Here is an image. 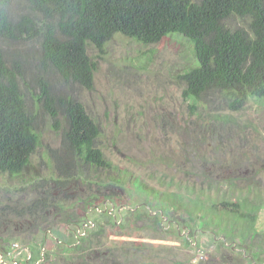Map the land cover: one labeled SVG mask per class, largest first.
I'll use <instances>...</instances> for the list:
<instances>
[{
	"label": "rangeland",
	"instance_id": "1",
	"mask_svg": "<svg viewBox=\"0 0 264 264\" xmlns=\"http://www.w3.org/2000/svg\"><path fill=\"white\" fill-rule=\"evenodd\" d=\"M0 46L9 56L21 45L0 42ZM86 52L94 64L92 89L62 87L60 91L52 75L51 91L74 98L96 124L94 146L124 173L119 186L128 191L115 188L104 193L100 188L97 195L114 198L121 194L125 204L118 206L107 199L95 212L85 213L79 227L67 228L63 220L70 216L69 210H83L81 200L96 192L95 186L86 189L78 181V185L67 183L53 190L44 185L47 199L53 197L63 206L60 213L43 208L29 214L28 208L43 191L35 186L37 182L78 174L100 183L117 173L115 169L95 172L77 164L62 145L67 128L62 112L57 109L58 128L54 130L35 100L38 89L28 90L21 84L28 111L37 115L39 142L25 172L16 177L0 174V238L14 237L7 244L8 251L0 250V264H246L251 257L246 249L257 252L255 264H264V98L249 99L237 112L229 111L216 95L208 94L194 105L185 101L180 76L196 61L192 46L179 34L147 46L116 34L101 51L88 46ZM34 61L30 50L25 81L33 74ZM206 175L214 180L209 191L204 190L209 183ZM143 185L170 192L203 188L208 201L221 209L219 204L225 200L228 210L237 208L238 191H245L246 186L259 189L263 202L256 235L243 247L231 240L221 245L223 235L212 215L208 227L183 220L187 215L178 206L166 212V217L155 208L151 196L142 194ZM140 204H145L147 215L124 218L123 208ZM186 226L197 228L194 238ZM212 232L218 236L214 245ZM184 236L193 246L183 241ZM242 250L243 260L235 256Z\"/></svg>",
	"mask_w": 264,
	"mask_h": 264
},
{
	"label": "trees",
	"instance_id": "2",
	"mask_svg": "<svg viewBox=\"0 0 264 264\" xmlns=\"http://www.w3.org/2000/svg\"><path fill=\"white\" fill-rule=\"evenodd\" d=\"M116 34L144 46L158 43L169 34L183 36L192 46L196 66L180 76L185 86L182 98L193 105L210 94L219 96L229 111L237 112L249 99L264 98V0H0V42L27 48L21 51L19 47L15 55L6 56L0 46V174L16 177L25 172L39 142L37 115L28 111L21 84L28 90L38 89L35 100L54 130L58 128L57 109L62 112L67 126L62 145L77 164L95 172L109 173L115 169L117 173L116 177L100 183L84 180L78 174L37 182L35 186L43 191L28 208L30 215L43 208L58 213L59 209L63 210L55 198L47 199L49 193L44 185L52 189L67 183L75 186L78 181L86 189L95 186L96 192L81 200L85 205L83 210H69L70 216L63 220L66 227H79L85 213L95 212L107 199L118 206L125 204L121 194L113 195L114 198L97 195L100 188L104 193L119 188L128 194L119 186L124 173L94 146L97 126L83 106L70 96L52 93L50 84L53 75L60 91L62 87L91 90L94 64L86 49L91 46L101 51ZM30 50L35 58L33 74L25 81L26 56ZM205 178L209 183L204 190L209 191L214 180L207 175ZM220 187L215 190L219 191ZM255 189L246 186L245 191H238L235 210L226 209L225 200L220 202L219 209L208 201L203 188L197 192L189 189L170 192L143 185L142 194L151 196L155 208L166 217V212L175 211L178 206L187 215L183 220L191 225L208 227L212 215L223 235L221 245L231 240L243 247L256 235L255 224L263 202L260 190ZM133 210L123 208L124 218L139 219L148 214L145 204ZM47 213V210L43 212L45 216ZM43 220L50 226L45 217ZM100 222L105 224L104 220ZM190 227L186 226V230L192 231L194 238L197 228ZM212 234L214 245L218 236ZM13 238L11 235L0 238V250L8 251L7 244ZM61 238L58 236V241ZM183 241L193 246L187 236ZM241 252L234 254L243 260L244 252L249 253L251 257L246 264L257 263V252L247 249ZM16 264L28 263L17 261Z\"/></svg>",
	"mask_w": 264,
	"mask_h": 264
},
{
	"label": "flooded vegetation",
	"instance_id": "3",
	"mask_svg": "<svg viewBox=\"0 0 264 264\" xmlns=\"http://www.w3.org/2000/svg\"><path fill=\"white\" fill-rule=\"evenodd\" d=\"M137 208H138V206H136V207L134 208V210L137 209ZM134 210H133V211H134ZM170 223H171V222L168 220V221H167V224L170 225Z\"/></svg>",
	"mask_w": 264,
	"mask_h": 264
}]
</instances>
